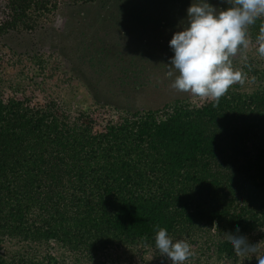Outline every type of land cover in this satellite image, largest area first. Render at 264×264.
Returning <instances> with one entry per match:
<instances>
[{
    "label": "trees",
    "instance_id": "obj_1",
    "mask_svg": "<svg viewBox=\"0 0 264 264\" xmlns=\"http://www.w3.org/2000/svg\"><path fill=\"white\" fill-rule=\"evenodd\" d=\"M193 1L72 0L104 12L91 26L105 51L90 62L110 74V99L151 86L138 31L169 33ZM52 3L0 0V65L4 48L17 53L6 38L38 30L57 10ZM262 24L264 17L247 28L256 48ZM35 49L23 55L46 79ZM240 73L251 74L254 92L237 84L219 100L176 99L158 109L97 102L98 111L78 117L52 98L33 104L35 93L22 85V99L0 93V264H110L114 252L156 250L157 226L202 248L190 264H239L225 234L239 228L264 239V59ZM15 245L23 252H12Z\"/></svg>",
    "mask_w": 264,
    "mask_h": 264
},
{
    "label": "rangeland",
    "instance_id": "obj_2",
    "mask_svg": "<svg viewBox=\"0 0 264 264\" xmlns=\"http://www.w3.org/2000/svg\"><path fill=\"white\" fill-rule=\"evenodd\" d=\"M49 1H52V4H56L58 8L55 12L42 16L38 22L40 25L38 30L34 33L23 32L21 35L13 34L6 38L5 43L14 46L17 53L8 48L3 49V61L0 65V93L5 100L11 97L22 99V94L15 91L17 85H22L28 91L35 93L33 104L42 105L52 98L57 103L63 106L66 105L70 113L78 117L82 109H85L86 112L98 111L99 106L96 105L97 102H116L117 105L120 104L122 107L128 109H158L176 99H190L194 102L204 98L189 92H180L173 89L171 84L174 77L169 78L168 76L170 67L169 58L174 55L169 47V41L176 32V29L182 30V25L186 23L187 16L185 18L180 16L179 22L173 19L175 26L173 29L172 27H167L169 33L163 30L159 33V31H153L150 27L146 30L143 29L141 31L140 29L138 31V36L143 43L141 44L142 46L136 49V52L139 54L143 53L142 57L145 58L147 68L150 70L145 72L150 75L152 70L155 73L153 83L146 89L138 88L137 91L121 95L113 101V99H110V95L107 94L109 89L106 86L107 78L110 74L103 72L97 74L95 72L97 70L96 65H93L96 67L94 68L90 62L91 58L96 57L95 60H97V54L105 51L102 45L94 42L96 30L91 26L94 21L100 22L101 16L104 17V12L98 7L83 8L81 5L72 6V0ZM214 2L213 6L218 10H226L229 7L226 0H214ZM192 3L190 2V4ZM180 14L186 15V12L182 10ZM140 27L142 28V25ZM84 30L83 34L81 31ZM110 38L112 39L113 37ZM247 39L249 40L247 49L239 50L235 56L230 58L233 69L239 72L252 64V59H264V57L259 56L257 48L251 45L250 35H247ZM104 42L105 44L107 43L106 41ZM35 45L38 46L35 52L38 50L37 52L40 53L38 57H41L36 59L45 62L46 72L43 76L46 79L40 78L39 74L42 73L38 72L39 67L35 66V61H32L34 58L29 59L28 56L23 55L24 52H30L31 48ZM113 47L115 46L112 44L109 48ZM33 54L34 52L31 55ZM115 54L116 51L114 50L113 55ZM32 73H36L37 76L31 82ZM78 78L91 88L88 87L87 90L84 86L85 84H78ZM242 79L243 83L237 82L228 90H234L237 84H240L242 91L247 93H252L256 90L251 74H245ZM36 84L38 88L35 87ZM97 89L98 93L96 92ZM111 116L112 119L116 117L114 113ZM209 235L211 236V233ZM204 238L201 240V243L202 241L204 242ZM248 240L252 244L262 242L260 247L262 254H264V239L261 236L255 234L248 238ZM199 247H191V256L184 264H190V258L193 256H200L202 248L199 249ZM11 250L12 252L16 250L18 252L21 251L18 245L12 246ZM55 250L53 253L57 257H60L61 251H57L58 248ZM202 259L201 262L206 264V258ZM107 260L110 264H172L166 256L159 253V250L139 247L114 252L112 257L105 259V261ZM69 264H73V262ZM79 264L93 263L83 261ZM208 264H233V262L225 261L219 263L217 260L211 259ZM239 264H257V260L255 257L250 260H244L241 257L239 258Z\"/></svg>",
    "mask_w": 264,
    "mask_h": 264
},
{
    "label": "clouds",
    "instance_id": "obj_3",
    "mask_svg": "<svg viewBox=\"0 0 264 264\" xmlns=\"http://www.w3.org/2000/svg\"><path fill=\"white\" fill-rule=\"evenodd\" d=\"M229 7L218 10L209 0H194L187 9V21L176 31L169 47L174 53L169 58L171 87L201 97L219 100L235 83H243L242 74L232 67L231 57L247 49V28L264 17V0H226ZM260 57H264V24L257 36ZM227 233L226 240L238 258H256L264 264L259 244H252L245 235ZM155 249L172 264H184L191 256L187 241L173 240L166 228L155 229Z\"/></svg>",
    "mask_w": 264,
    "mask_h": 264
}]
</instances>
